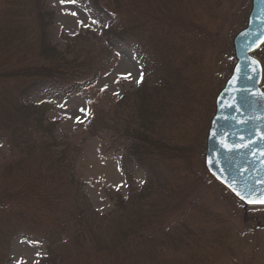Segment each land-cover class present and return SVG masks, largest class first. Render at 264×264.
<instances>
[{
    "label": "rangeland",
    "instance_id": "rangeland-1",
    "mask_svg": "<svg viewBox=\"0 0 264 264\" xmlns=\"http://www.w3.org/2000/svg\"><path fill=\"white\" fill-rule=\"evenodd\" d=\"M99 1L111 11L109 23H116L133 41V50L120 48L115 58L104 48L101 37L108 20L77 1L9 0L13 30L22 29L25 40L19 39V55L31 52L38 66L46 63L39 56L38 44H33V15L40 8L51 22L50 44L57 48L58 56L71 58L69 48L88 55L94 72L89 80L82 78L80 92L42 104L43 97L36 95L27 103L45 122L55 123L53 136L59 145L53 149L59 157H48L46 147H31L34 151L22 168L19 161L24 164L25 146L0 140V169L13 165L7 175L0 171V211L2 204L17 211L31 206L34 197L25 192L33 185L31 180L46 183L59 193L51 206L57 215L70 204L76 210L68 195L76 188L85 194L94 215L112 213L116 200L139 192L145 170L131 162L129 181L120 166L126 160L125 143L111 142L105 137L109 133L97 136L100 132H91L89 122L92 112L99 116L107 112L105 119L115 116L119 102L136 94L147 81L161 118L152 130L177 148L172 157H161L164 170H171L169 193L175 195L168 208H157L152 214L154 227L160 231L157 236L164 237L162 242L132 243L139 247L135 259L139 264H264V207H243L209 175L204 164L215 99L235 63L232 41L245 27L251 0ZM6 5V0H0V11ZM256 55L264 64V46ZM22 79L19 77V84ZM262 84L264 88V79ZM29 210L26 219L10 216L14 219L3 228L9 241L0 244V252L7 254L10 264H42L44 249L30 232L42 233L49 219ZM74 230L75 238H87L81 223ZM81 250H93V246L85 242L72 251L78 255Z\"/></svg>",
    "mask_w": 264,
    "mask_h": 264
},
{
    "label": "trees",
    "instance_id": "trees-1",
    "mask_svg": "<svg viewBox=\"0 0 264 264\" xmlns=\"http://www.w3.org/2000/svg\"><path fill=\"white\" fill-rule=\"evenodd\" d=\"M36 1L39 3V0ZM74 1L107 20L111 18V11L102 6L99 0ZM6 2V10L0 11V140H8L11 143L17 141L20 147L25 146L24 164L19 161L20 166L25 168V162L34 151L31 147L48 148L49 150H45L48 157L60 155L56 153L57 149H53V146L59 145L57 138L53 136L55 123L45 122L42 115L32 110L27 104L30 97L36 95L43 97L40 103L42 104L57 97H67L80 92L82 87L80 83L84 81L82 78L89 80L91 78L89 76L94 71L93 63L88 59V55L73 53L69 48V53L73 54L71 58L58 56L59 51L50 44L51 22L46 21L45 14L40 11V8L33 15L35 18L33 23L36 24L33 44L34 41L38 44V51L41 50L39 56L46 63L38 66L39 64L32 60L36 57L32 56L31 52L19 55L21 51L19 39L23 43L25 40L22 29L20 32L13 30L14 19L9 14L12 6L9 5V0ZM101 37L104 40V48L115 58L120 48L133 50L134 43L129 39L128 34L119 29L116 23H109V20L108 26L102 30ZM25 39L27 40V37ZM141 61L145 65L144 60L141 59ZM85 65L87 66L84 68ZM19 77H23L21 84H19ZM11 81L13 83L9 85ZM147 84V81H144L136 94L129 95L120 101L115 116L105 119L107 112L101 116L98 112H92L89 122L91 132L95 130L100 132L97 136L101 137L102 133H109L111 136L105 135V137L111 142L125 143L126 160L124 158L120 165L123 175L130 181L132 175L130 164L137 162L138 167L146 172L141 190L127 198L122 197L116 200V209L112 213L96 214V216L94 215L96 211L85 194L76 188L71 194L68 193L71 196L69 203L74 202L76 210L73 211L70 204L63 210V214L57 215L52 211L51 206H53V200L55 202L58 200L59 193L57 194L46 183L31 180L33 185H29L25 192L34 198L30 201L32 205L26 208L27 211L22 208L17 211L12 205L11 207L3 206V204L1 206L0 244H6L9 241L8 233L3 230L5 223L14 218L15 220L20 217L26 219L30 215L28 210L31 208L36 211L32 215L45 214L49 219L46 222V230L42 233L30 232L44 249L40 258L42 264H139L141 261L136 260L134 256L139 247L132 246V243L143 245L147 242L155 244L162 242L164 237L161 239L157 236L160 232L157 229L159 227H154L151 218L157 208H168L172 196L175 195L173 191L169 193L173 186L171 170L167 167L164 170L161 157L173 156L177 148H172L173 146L165 140V135L156 134L152 130L161 118L158 107L153 104L152 90ZM166 149L168 151H165ZM61 150V154L66 152L65 148ZM12 168V164L4 165V171L2 169L0 171L7 175ZM70 185L73 184L70 183ZM68 210L73 213L68 214ZM32 218L35 222V218ZM80 223L85 226L88 233L84 241L73 235L74 229ZM25 232L27 234L28 231ZM85 242L91 243L93 250H81L78 255L76 251H72ZM96 254L98 256L95 260ZM74 256L77 258L71 260L70 257ZM0 264H10L6 253L0 252Z\"/></svg>",
    "mask_w": 264,
    "mask_h": 264
},
{
    "label": "water",
    "instance_id": "water-1",
    "mask_svg": "<svg viewBox=\"0 0 264 264\" xmlns=\"http://www.w3.org/2000/svg\"><path fill=\"white\" fill-rule=\"evenodd\" d=\"M232 45L235 63L215 99L204 164L244 207H264L249 202L264 198V65L256 55L264 46V0H251Z\"/></svg>",
    "mask_w": 264,
    "mask_h": 264
},
{
    "label": "snow or ice",
    "instance_id": "snow-or-ice-1",
    "mask_svg": "<svg viewBox=\"0 0 264 264\" xmlns=\"http://www.w3.org/2000/svg\"><path fill=\"white\" fill-rule=\"evenodd\" d=\"M61 2L63 3V2H65V0H61ZM73 15H75V13H73ZM94 23H95V21H94ZM127 76L130 77L131 76V73L129 72L127 74ZM61 106L63 107V105H61ZM80 111H84V109H80ZM80 122H82V121H80ZM237 195H239V193H237ZM241 198L243 199V197H241ZM249 202L250 203H264V198H262V199H260L258 201H256V200H250Z\"/></svg>",
    "mask_w": 264,
    "mask_h": 264
},
{
    "label": "bare ground",
    "instance_id": "bare-ground-1",
    "mask_svg": "<svg viewBox=\"0 0 264 264\" xmlns=\"http://www.w3.org/2000/svg\"><path fill=\"white\" fill-rule=\"evenodd\" d=\"M226 82V81H225ZM225 84V83H224Z\"/></svg>",
    "mask_w": 264,
    "mask_h": 264
}]
</instances>
